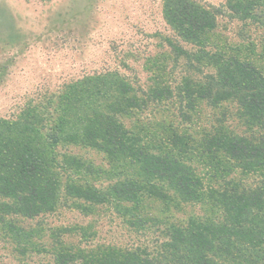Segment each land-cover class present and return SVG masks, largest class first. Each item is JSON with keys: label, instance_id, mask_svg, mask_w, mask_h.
I'll use <instances>...</instances> for the list:
<instances>
[{"label": "trees", "instance_id": "obj_1", "mask_svg": "<svg viewBox=\"0 0 264 264\" xmlns=\"http://www.w3.org/2000/svg\"><path fill=\"white\" fill-rule=\"evenodd\" d=\"M163 16L196 49L169 41L175 61L184 60L188 72L177 87H155L141 96L125 77L105 72L69 86L56 105L50 99L46 106L26 105L17 119L0 118V227L21 255L35 248L34 231L14 218L53 213L73 199L84 213L88 206L115 204L123 217L135 218L130 224L143 229L152 219L134 212L147 200H159L169 211L178 198L201 204L211 215L172 225L165 241L150 251L66 248L60 239L69 229H63L56 235L54 264H264V72L210 43L220 18L264 24V0H228L219 7L164 0ZM176 99L186 121L203 106L220 110L221 118L202 131L198 143L173 127L167 139L147 143L141 131L127 126L126 120L150 103ZM229 106L246 128L243 134L225 125ZM61 145L103 152L117 179L106 189L91 185L80 174L90 175L93 169L62 156L57 151ZM196 151L212 161L208 181L187 161ZM238 173L242 177L237 180ZM249 176L253 180L246 183Z\"/></svg>", "mask_w": 264, "mask_h": 264}, {"label": "rangeland", "instance_id": "obj_2", "mask_svg": "<svg viewBox=\"0 0 264 264\" xmlns=\"http://www.w3.org/2000/svg\"><path fill=\"white\" fill-rule=\"evenodd\" d=\"M194 1L205 7H219L228 0ZM163 2L0 0V118L17 119L26 105L46 106L50 99L56 105L69 86L105 72L125 77L141 96L155 87H177L188 72L184 60L175 61L169 41L191 52L196 49L167 24ZM210 43L218 52L253 61L264 72V24L220 18L218 29L210 34ZM159 75L162 77L158 83ZM180 106L177 99L150 103L137 117L127 119V126L141 131L147 143L167 139L173 127L181 135H190L195 144L201 140L202 131L210 130L221 118L220 110L203 106L200 114L191 112L192 120L186 121ZM226 111L230 115L225 125L231 131H247L235 107L229 106ZM57 151L90 166L93 173L80 177L91 185L106 189L117 179L116 169L97 149L61 145ZM187 161L205 181L214 172L212 161L197 151ZM234 177L238 180L242 176L238 173ZM252 180L249 176L246 183ZM64 203L55 212L34 219H13L26 230L34 231L35 248L25 255L17 251V244L0 227V264H54L56 235L63 229H69L60 239L63 246L74 250H155L165 241L172 225H185L191 217L211 215L201 204L181 202L178 198L169 211L159 200H147L140 211L134 212L152 219L142 229L130 224L135 218L123 217L115 204L87 205L90 209L84 213L78 209L81 202L68 199Z\"/></svg>", "mask_w": 264, "mask_h": 264}]
</instances>
